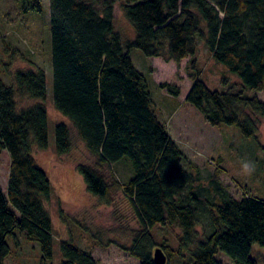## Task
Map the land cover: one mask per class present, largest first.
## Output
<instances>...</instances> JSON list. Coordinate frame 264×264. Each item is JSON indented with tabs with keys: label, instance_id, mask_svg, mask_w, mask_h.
I'll use <instances>...</instances> for the list:
<instances>
[{
	"label": "trees",
	"instance_id": "obj_1",
	"mask_svg": "<svg viewBox=\"0 0 264 264\" xmlns=\"http://www.w3.org/2000/svg\"><path fill=\"white\" fill-rule=\"evenodd\" d=\"M116 4L136 31L133 41L117 28ZM50 7L54 106L95 158L94 166L77 165L88 193L111 205L113 192L120 190L133 208L140 230L124 250L140 264H156L158 249L167 264L187 252L191 264H222L220 253L234 264H258L251 252L255 244L264 247V201L255 197L237 200L224 193L221 205L205 202L212 230L197 241L201 199L188 187L187 157L159 120L147 78L135 68L131 51L167 63L189 60L187 103L210 126L237 127L245 138L257 139L254 118H264V102L247 91L264 92V0H50ZM200 42L243 84L224 93L210 90L195 59ZM160 88L176 97L181 93L170 84ZM18 94L46 101V74L19 71L11 85L0 80V167L3 152L11 159L7 192L0 187V264L11 254L8 238L17 231L41 245L42 264H48L55 239L46 203L53 187L33 150L49 148V115L44 104L19 110ZM55 136L57 154H69L70 128L58 125ZM123 159L135 172L126 184L114 172ZM169 227L182 232L178 250L158 244L153 235ZM60 248L61 264H98L70 242Z\"/></svg>",
	"mask_w": 264,
	"mask_h": 264
},
{
	"label": "rangeland",
	"instance_id": "obj_2",
	"mask_svg": "<svg viewBox=\"0 0 264 264\" xmlns=\"http://www.w3.org/2000/svg\"><path fill=\"white\" fill-rule=\"evenodd\" d=\"M35 7L41 8V12L34 10ZM114 14L122 37L135 40L136 31L118 4ZM50 18V0H0V80L11 85L17 72L37 73L39 70L46 74L47 79L46 101L18 94L17 104L19 110L44 104L49 115V148L33 150L37 164L45 171L53 187L52 200L46 203L55 239L54 258L48 264H61L60 243L64 241L91 253L98 264H140L124 250L132 244L140 225L122 191L113 192L111 205L102 203L98 197L88 193L84 178L77 171L79 164L94 166L95 158L78 137L72 122L54 106ZM131 58L135 68L147 78L159 120L167 125L172 138L187 157L184 164L190 178L188 187L201 199L197 204L199 242L212 230L205 202L221 205L224 193L237 200L248 195L264 201V118H254L258 122L257 139L245 138L237 127H212L186 101L192 86L189 60L180 64L167 63L162 58H148L138 49L131 51ZM195 59L200 78L210 90L224 93L235 84H243L238 75L211 57L202 42ZM162 84L179 87L180 96L161 89ZM247 96L258 97L264 102V92L248 90ZM61 124L70 128L73 143L71 152L63 156L56 152L55 129ZM244 158L256 164V171L251 175L242 170ZM10 165V156L5 151L0 167V187L4 192L8 190ZM114 172L115 178L123 184L135 175L128 159L117 163ZM153 235L158 244L166 242L178 250V239L182 235L179 228H157ZM8 244L11 254L5 264H42L41 245L29 241L22 232L17 231L15 237H9ZM251 258L258 264H264V247L255 244ZM218 260L222 264H234L223 253L218 255ZM191 263L193 259L188 252L172 262Z\"/></svg>",
	"mask_w": 264,
	"mask_h": 264
},
{
	"label": "clouds",
	"instance_id": "obj_3",
	"mask_svg": "<svg viewBox=\"0 0 264 264\" xmlns=\"http://www.w3.org/2000/svg\"><path fill=\"white\" fill-rule=\"evenodd\" d=\"M242 170L245 174L251 175L256 171V164L253 160L244 158L242 160Z\"/></svg>",
	"mask_w": 264,
	"mask_h": 264
},
{
	"label": "water",
	"instance_id": "obj_4",
	"mask_svg": "<svg viewBox=\"0 0 264 264\" xmlns=\"http://www.w3.org/2000/svg\"><path fill=\"white\" fill-rule=\"evenodd\" d=\"M154 260L156 264H167V258L160 249L155 251Z\"/></svg>",
	"mask_w": 264,
	"mask_h": 264
}]
</instances>
